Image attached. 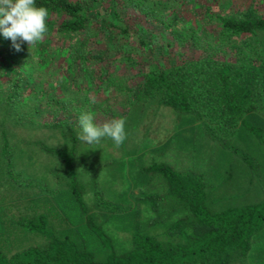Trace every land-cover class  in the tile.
<instances>
[{"label": "trees", "instance_id": "trees-1", "mask_svg": "<svg viewBox=\"0 0 264 264\" xmlns=\"http://www.w3.org/2000/svg\"><path fill=\"white\" fill-rule=\"evenodd\" d=\"M37 5L48 10L39 43L17 50L0 35V175L13 174L9 123L56 130L61 145L41 148L61 169L46 180L12 176L13 185L0 176V264H264L246 262L264 232L263 176H251L247 203L230 204L187 161L131 162L127 177L111 146L104 156V138L78 139L82 112L108 113L119 99L118 118L144 122L168 107L175 131L200 127L215 146L242 139L264 152V0ZM176 134L146 152L164 157ZM105 160L129 188L106 187ZM6 190L30 204L15 213Z\"/></svg>", "mask_w": 264, "mask_h": 264}, {"label": "rangeland", "instance_id": "rangeland-1", "mask_svg": "<svg viewBox=\"0 0 264 264\" xmlns=\"http://www.w3.org/2000/svg\"><path fill=\"white\" fill-rule=\"evenodd\" d=\"M257 42L264 53V29L258 32ZM108 102L110 103V111L108 113H105V108L96 111L97 115L95 117L98 118L96 120L97 123H103L107 120L118 118V114L126 115V112L119 103V99ZM172 113V110L168 107L154 106L149 109L144 122H139L140 119L135 120L134 117L124 119L126 139L122 144L117 146L112 140L104 138V156L106 155V158L109 157L108 146H111L109 152L118 158V164L115 168L119 171L121 167H124L123 170L127 173V177L129 174V163L131 162L142 165V161L150 162L153 159H159V161H161V159H170L172 164L175 165L177 162L182 163L183 161H187L195 166L194 168L197 167L201 169L202 173L204 171L208 173V180L213 186L212 189H214L213 194L215 197L213 196V198L221 196L223 198L225 197L224 199L228 198L230 204L247 203L246 199H248V194L247 192L244 193V189L246 190L251 186V176H263V178L257 179L259 186L257 187L255 184L259 190L261 189L260 184L264 183L263 150L259 149L256 151L255 149L254 151L252 147L253 141L248 143L242 139L241 141L238 139L235 140L227 147L221 145L215 146L213 143L209 142L206 133L200 127H190L183 130L176 129L175 131L173 129ZM260 127L261 126H259V128ZM6 130L8 134L5 137H7L11 143L16 144L17 147L16 151L13 153L15 156L14 162L12 161V164L7 163L13 166V174L11 171L8 172L6 170L3 175H0L1 179H4V183L13 185L16 180L14 179L15 181H13L11 178L12 176L21 180L27 179L31 175L35 176V179H52L53 176L51 171L61 169V164H59V162L57 163L52 157L49 158L50 156L41 148V146L49 147L61 145L62 138L56 130L45 127H14L10 123ZM260 131L261 133L264 132L263 129ZM173 132H177V136L174 138V144L172 146L167 145L169 149H164V157L160 154L154 155L153 153H147V149L161 145L173 134ZM1 134L2 132L0 130V149L3 145L1 142ZM160 147H162V145ZM144 154H146V156ZM211 160L215 162L212 163ZM103 162L105 163V168L103 167L101 171L107 173V180L104 183H107V188L117 185L118 188L122 187L121 189H127L132 185L130 178H127L126 181L124 180L123 183L117 184L116 181L118 179L115 180L116 177L114 174V171H116L115 168L111 166L107 167L106 160ZM245 171H247L248 175H246ZM209 173L213 174L209 176ZM21 180L19 181L21 182ZM234 186L235 188H242L241 192H236L238 191L236 189L234 190L235 193L229 190L231 187L234 188ZM7 188L10 190L8 186ZM160 188L162 189L163 186L161 185ZM24 191L25 190H23V192ZM21 195L19 196L18 205L20 204L22 206V204H24L27 206L30 204L26 199V194H23L24 199ZM235 195L238 197H230H234Z\"/></svg>", "mask_w": 264, "mask_h": 264}, {"label": "clouds", "instance_id": "clouds-1", "mask_svg": "<svg viewBox=\"0 0 264 264\" xmlns=\"http://www.w3.org/2000/svg\"><path fill=\"white\" fill-rule=\"evenodd\" d=\"M47 18L48 10L38 6L37 0H0V35L10 38L17 50L25 42L31 46L44 38L48 32ZM78 127V139L86 144L99 143L102 138H108L119 146L126 139L123 118L97 123L93 113L82 112Z\"/></svg>", "mask_w": 264, "mask_h": 264}, {"label": "crops", "instance_id": "crops-1", "mask_svg": "<svg viewBox=\"0 0 264 264\" xmlns=\"http://www.w3.org/2000/svg\"><path fill=\"white\" fill-rule=\"evenodd\" d=\"M173 129H174V115H173ZM169 137L164 141V143L167 142V140L169 139ZM164 143H162L161 145H163ZM235 189L238 190V191H236L238 193L241 192V190H242V188H235V186H234V188L231 187L229 190H231V191H233L235 193V191H234ZM6 191L7 192H4V194H7L6 195L7 201L6 202H7V204L9 206L14 207V212L16 213L18 211L17 209L19 207L18 201L16 199L17 198V195H15V196L9 195L8 193H10V192H8V190H6ZM245 192H247V189L246 190L244 189V193ZM239 196H242V195H239ZM11 197H13L15 199V201L10 200ZM230 197H233V196H230ZM234 197H238V196L235 195ZM13 204H15V205H13ZM254 253H255L254 255L251 254V256L248 257V259L246 260V262H249V263H257V262L260 261V258L261 257H264V232L261 234L260 239L256 243Z\"/></svg>", "mask_w": 264, "mask_h": 264}]
</instances>
